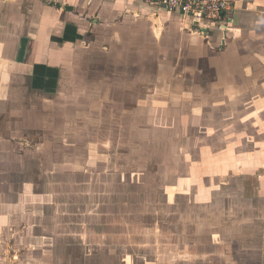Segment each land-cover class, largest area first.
<instances>
[{
	"label": "crops",
	"instance_id": "obj_1",
	"mask_svg": "<svg viewBox=\"0 0 264 264\" xmlns=\"http://www.w3.org/2000/svg\"><path fill=\"white\" fill-rule=\"evenodd\" d=\"M234 1L217 29L143 0H0V264H123L110 244L153 193L132 166L142 136L158 146L157 133L207 130L206 112L233 119L264 104V0ZM230 157L202 158L201 176L242 169L263 260L264 152L251 169ZM175 236L166 230L165 263L185 264Z\"/></svg>",
	"mask_w": 264,
	"mask_h": 264
},
{
	"label": "rangeland",
	"instance_id": "obj_2",
	"mask_svg": "<svg viewBox=\"0 0 264 264\" xmlns=\"http://www.w3.org/2000/svg\"><path fill=\"white\" fill-rule=\"evenodd\" d=\"M254 106L250 116L237 115L233 119L206 112L207 130L196 131L197 129H189L187 126L186 131H174L167 137L164 133H157L153 138H156L158 146L149 147L144 144L146 138L142 136L140 149H135L138 151L135 156L140 157V163L132 166L142 174L141 182L145 185L151 184L142 187V192L146 190V193L154 194H145L146 197L142 194L138 212L130 214L126 211L123 221L126 229L124 234H120L123 236L121 242L110 244L113 249L119 247V259H122L123 264H166L163 255L165 232L168 229L172 230L177 241L179 240L175 251L186 249L185 251L192 255L185 264H264V259L261 258L262 229L250 228L255 225L250 218L253 215L257 222V219H260L259 213L257 214L256 210L251 212L250 209L242 213L245 203H255L242 197L238 178L242 169L230 170L235 179H229L232 177L230 175L225 178L211 176L204 180L198 164L203 159L215 162L214 159L221 158V161H227L232 159L231 155H236V158L240 159L247 157V168L251 169L249 166L252 159H249V156H252L254 162L261 151L264 152V104L255 101ZM142 134L147 136V133ZM170 139L174 140L173 148L168 141ZM186 154L195 160L187 159L184 162ZM198 160L199 162H194ZM210 162L205 165L206 169L215 166V163ZM157 165L161 167L158 168ZM255 171L253 168L252 172L256 173ZM243 173L244 171L241 175ZM243 176L245 177V173ZM172 183L178 185V190L175 189L179 191L176 192L177 195L170 189ZM134 199L136 198L131 195L125 197L128 205L133 204ZM171 208L178 210H173L171 215ZM234 213L237 214L236 217ZM109 218L110 221L116 219ZM171 220L173 225L170 229L168 226ZM234 220L238 221L237 229L230 228V223ZM245 220L247 222L243 223V227L239 226L240 222ZM154 226L160 231L157 235L150 230ZM216 252H221V255H216L213 261L210 256Z\"/></svg>",
	"mask_w": 264,
	"mask_h": 264
},
{
	"label": "built area",
	"instance_id": "obj_3",
	"mask_svg": "<svg viewBox=\"0 0 264 264\" xmlns=\"http://www.w3.org/2000/svg\"><path fill=\"white\" fill-rule=\"evenodd\" d=\"M146 5L178 13L202 27L226 28L235 10L234 0H143Z\"/></svg>",
	"mask_w": 264,
	"mask_h": 264
}]
</instances>
